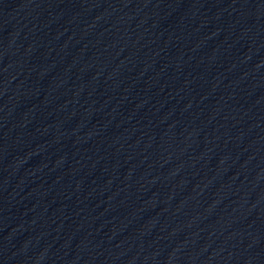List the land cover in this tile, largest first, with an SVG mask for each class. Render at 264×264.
<instances>
[{"label": "water", "instance_id": "95a60500", "mask_svg": "<svg viewBox=\"0 0 264 264\" xmlns=\"http://www.w3.org/2000/svg\"><path fill=\"white\" fill-rule=\"evenodd\" d=\"M0 264H264V0H0Z\"/></svg>", "mask_w": 264, "mask_h": 264}]
</instances>
